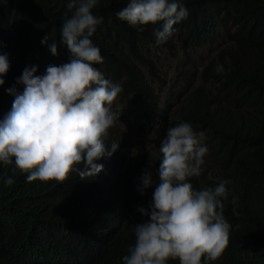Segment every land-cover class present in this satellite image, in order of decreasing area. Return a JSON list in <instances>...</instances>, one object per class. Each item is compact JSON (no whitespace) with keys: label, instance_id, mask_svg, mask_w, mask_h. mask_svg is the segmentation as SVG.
I'll list each match as a JSON object with an SVG mask.
<instances>
[{"label":"trees","instance_id":"obj_1","mask_svg":"<svg viewBox=\"0 0 264 264\" xmlns=\"http://www.w3.org/2000/svg\"><path fill=\"white\" fill-rule=\"evenodd\" d=\"M179 2L187 18L156 46L154 30L162 22L131 26L116 15L128 0H98L92 11L103 20L90 39L103 63L94 67L121 86L116 100L124 117L154 114L156 133L148 147L119 144L111 156L95 161L103 170L88 179L74 171L62 183H29L14 163L0 162V264H123L134 245V225L150 219L139 208L149 207L160 183L161 142L180 122L203 132L208 148L204 172L189 180L193 188L229 181L223 200L229 244L208 264H264V0ZM68 3L0 0V55H7L10 67L22 75L36 66L35 75L43 76L48 66L69 62L61 42V27L74 14ZM164 57L173 60L172 72L159 64ZM3 103L0 93V109ZM111 144H105L106 152ZM145 171L152 184L142 194ZM8 177L12 185L4 183ZM117 203L119 217L110 214Z\"/></svg>","mask_w":264,"mask_h":264},{"label":"clouds","instance_id":"obj_2","mask_svg":"<svg viewBox=\"0 0 264 264\" xmlns=\"http://www.w3.org/2000/svg\"><path fill=\"white\" fill-rule=\"evenodd\" d=\"M97 4L98 0H69L67 7L74 9V14L61 27V42L70 53L68 63L48 66L43 76L35 75L36 66L26 67L21 75L10 67L6 54L0 55V93L4 96L0 162L14 163L16 169L27 173L29 183H62L74 171L88 179L103 170L95 161L111 156L119 144L127 142L132 150L140 144L151 145L142 138L134 140L128 127L143 119L155 127L156 116L138 118L131 112L132 117L125 118L122 103L116 100L121 86L94 67L103 63L100 49L90 39L103 20L93 14ZM116 15L134 27L162 22L154 30L155 45L159 46L173 35V26L186 19L188 12L179 0H128ZM48 39L45 36L41 43ZM49 48L52 55H58L54 42ZM215 70L222 72L223 66L217 65ZM204 138L203 132L194 131L187 122L167 129L159 147L160 183L149 207L139 208L150 219L134 225L129 242L134 245L123 257V264H167L169 259H178L180 264H208L228 247L231 225L224 216L223 200L228 197L229 181L200 190L189 182L204 172L208 153ZM111 142V151L106 152L105 144ZM79 164L84 167H76ZM208 179H213L211 172ZM4 183L12 185L13 179L8 177ZM151 184V174L145 171L141 193ZM121 212L117 203L110 214L119 217Z\"/></svg>","mask_w":264,"mask_h":264},{"label":"rangeland","instance_id":"obj_3","mask_svg":"<svg viewBox=\"0 0 264 264\" xmlns=\"http://www.w3.org/2000/svg\"><path fill=\"white\" fill-rule=\"evenodd\" d=\"M217 50L218 49H215V51H213L211 54H215ZM172 63H173V60L167 57L163 58V62H159V64L162 65L163 68L169 67L170 72L173 71ZM136 119L137 118L135 117V120ZM151 126L152 124L150 123V121L143 119L137 123L131 122L129 124L128 130L132 132L134 140L139 141L142 138L144 142L149 145L152 143V140H150V138L151 139L153 138V130H154V127H151Z\"/></svg>","mask_w":264,"mask_h":264}]
</instances>
